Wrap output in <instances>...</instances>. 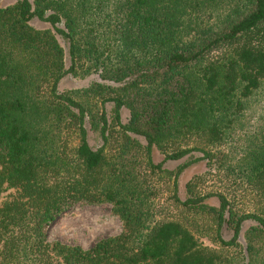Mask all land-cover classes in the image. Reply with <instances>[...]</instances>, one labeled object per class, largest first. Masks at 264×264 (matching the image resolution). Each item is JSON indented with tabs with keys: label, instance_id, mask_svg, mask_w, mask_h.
Listing matches in <instances>:
<instances>
[{
	"label": "trees",
	"instance_id": "trees-1",
	"mask_svg": "<svg viewBox=\"0 0 264 264\" xmlns=\"http://www.w3.org/2000/svg\"><path fill=\"white\" fill-rule=\"evenodd\" d=\"M222 1L0 7V264H264V124L240 125L238 164L240 147L221 148L264 84V0ZM69 73L98 80L61 92ZM204 159L230 191L195 174L181 198V174ZM102 203L119 234L89 248L49 240L67 211Z\"/></svg>",
	"mask_w": 264,
	"mask_h": 264
},
{
	"label": "rangeland",
	"instance_id": "rangeland-1",
	"mask_svg": "<svg viewBox=\"0 0 264 264\" xmlns=\"http://www.w3.org/2000/svg\"><path fill=\"white\" fill-rule=\"evenodd\" d=\"M18 0H0V7H4L10 4L16 3ZM229 0H223L220 3L221 9L227 8ZM32 24L40 29L51 28V25L47 22L40 21L35 19L32 21ZM59 40L61 44L65 48L67 64L69 65V45L66 40L59 36ZM95 80H98L97 76H87L81 77L79 75L67 74L59 84V91H77L89 87ZM113 106L110 103L108 105L109 113L111 112ZM130 113L129 109H123V121L128 122ZM244 121H251L250 126L255 127L257 124L260 126L264 124V84L261 86L259 90L255 92V94L251 97L248 103V107L245 110V116L239 121L234 127V132L231 134L229 140L225 143L228 145H223L221 148L230 150V144L232 141L239 149L236 154H231L234 160H242V155L245 153V149L243 150V145L239 143V138L241 137V128L240 125L244 123ZM264 128V125L262 126ZM264 131V129H263ZM90 142L94 145L99 143V140L95 138V135L90 132ZM249 144V143H248ZM240 149L242 151H240ZM202 156V153H199ZM155 161L160 162L164 159V154L159 151V149H154ZM179 162H169L166 165L170 169H174L178 166ZM219 171L216 167H211L208 165V159L201 160L196 165L191 166L186 169L179 178V194L181 198L186 196L185 187L186 183L195 175V174H206L207 175V184L204 187L206 191H217L230 189V180L224 176V172ZM229 180V181H228ZM234 180V179H233ZM171 186L173 181L170 180ZM238 183V182H237ZM239 186V185H238ZM167 188V187H166ZM233 190V187H231ZM11 190H8L4 193V195L9 194ZM230 191V190H229ZM165 198L167 201H172L173 193L171 190L165 191ZM211 203L218 204V198L212 197L210 199ZM112 204L110 203H102L97 205H77L74 208L67 211L64 215H62L59 219H57L54 223L49 226L48 235L49 240L60 241L64 244L70 245H80L84 248H89L94 245L97 241L103 238H107L113 235H117L122 231L123 221L119 216L115 215L112 210ZM241 208L250 209V203L242 205ZM251 225V222H246L244 225L243 233L248 229ZM242 242L245 240L242 238ZM208 244V241L205 242Z\"/></svg>",
	"mask_w": 264,
	"mask_h": 264
}]
</instances>
